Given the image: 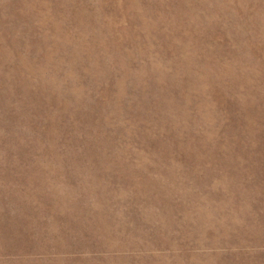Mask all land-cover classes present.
I'll use <instances>...</instances> for the list:
<instances>
[{
  "label": "rangeland",
  "instance_id": "obj_1",
  "mask_svg": "<svg viewBox=\"0 0 264 264\" xmlns=\"http://www.w3.org/2000/svg\"><path fill=\"white\" fill-rule=\"evenodd\" d=\"M0 264H264V0H0Z\"/></svg>",
  "mask_w": 264,
  "mask_h": 264
}]
</instances>
